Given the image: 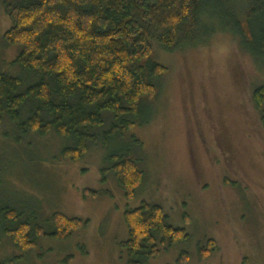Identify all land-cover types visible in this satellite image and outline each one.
Here are the masks:
<instances>
[{
  "label": "rangeland",
  "instance_id": "1",
  "mask_svg": "<svg viewBox=\"0 0 264 264\" xmlns=\"http://www.w3.org/2000/svg\"><path fill=\"white\" fill-rule=\"evenodd\" d=\"M3 1L17 0H0V73L18 76L23 73L12 62L19 47L2 42L11 26ZM154 53L167 71L158 79L152 120L100 141L76 161L59 156L69 142L54 134L19 137L3 120V207L46 232L55 212L88 225L63 241L40 239L27 251L1 233L0 263L64 264L71 257L69 264H126L124 212L146 202L161 206L169 223L188 235L160 248L149 264H178L182 253L187 259L182 264H264V127L251 99L264 85V53L253 55L226 33L172 53L155 45ZM21 76L28 83L27 75ZM113 151L130 152L140 161L144 181L131 200L111 171L102 180L100 171ZM84 190L98 194L84 198ZM208 240L216 247L201 258L199 246Z\"/></svg>",
  "mask_w": 264,
  "mask_h": 264
},
{
  "label": "trees",
  "instance_id": "2",
  "mask_svg": "<svg viewBox=\"0 0 264 264\" xmlns=\"http://www.w3.org/2000/svg\"><path fill=\"white\" fill-rule=\"evenodd\" d=\"M3 7L11 26L2 42L19 47L12 65L30 83L21 75L0 73V125L6 120L19 137L56 135L69 142L59 156L71 161L100 141L108 143L152 120L158 79L167 71L155 60V45L172 53L226 33L253 55L264 53V0H17L3 1ZM251 99L264 127V85L253 90ZM106 163L102 180L111 171L126 200L133 199L144 181L139 159L113 151ZM97 194L83 191L84 198ZM4 203L0 201V234L22 251L43 238L66 240L88 225L55 212L46 232L21 221L22 215ZM124 220L126 264H149L160 248L188 239L156 204L142 202L126 210ZM215 247L208 240L199 246V257ZM185 256L177 263H185ZM70 261L68 257L64 264Z\"/></svg>",
  "mask_w": 264,
  "mask_h": 264
}]
</instances>
